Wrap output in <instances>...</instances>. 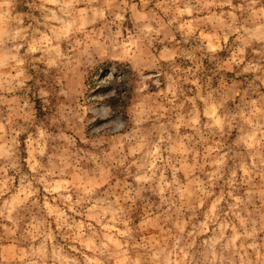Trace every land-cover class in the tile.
<instances>
[{"label": "rangeland", "instance_id": "1", "mask_svg": "<svg viewBox=\"0 0 264 264\" xmlns=\"http://www.w3.org/2000/svg\"><path fill=\"white\" fill-rule=\"evenodd\" d=\"M0 264H264V0H0Z\"/></svg>", "mask_w": 264, "mask_h": 264}]
</instances>
